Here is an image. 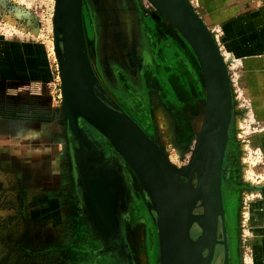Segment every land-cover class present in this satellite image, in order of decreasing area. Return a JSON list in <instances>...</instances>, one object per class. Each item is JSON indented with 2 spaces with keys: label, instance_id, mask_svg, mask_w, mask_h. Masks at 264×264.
<instances>
[{
  "label": "rangeland",
  "instance_id": "rangeland-1",
  "mask_svg": "<svg viewBox=\"0 0 264 264\" xmlns=\"http://www.w3.org/2000/svg\"><path fill=\"white\" fill-rule=\"evenodd\" d=\"M188 2L222 55L234 106L220 175L221 244L212 264H254L253 245L264 244V220L252 216L264 193V0ZM54 16V0H0V264H70L73 257L110 264L94 257L97 245L77 222L63 145L71 130L59 117L63 89ZM83 25L97 98L136 124L173 168L184 169L195 148L193 123L204 113L206 90L198 61L183 37L147 0H83ZM118 32L125 33L129 46L131 33L141 36L128 61L146 51L158 67L154 78V69L144 71L147 82H141L140 92L125 89L124 104L108 87L106 77L113 80L117 74L103 59L119 52L112 46ZM126 106L135 110V118ZM157 108L172 116L171 133L158 130ZM114 154L126 169L136 210L123 225L130 264H160L159 223L152 202L157 187L151 182L148 192L130 164ZM178 184L186 187L188 180L181 178ZM199 231L195 225L191 228L193 240ZM112 262L117 264L115 256Z\"/></svg>",
  "mask_w": 264,
  "mask_h": 264
},
{
  "label": "water",
  "instance_id": "water-1",
  "mask_svg": "<svg viewBox=\"0 0 264 264\" xmlns=\"http://www.w3.org/2000/svg\"><path fill=\"white\" fill-rule=\"evenodd\" d=\"M147 1L164 18L169 19L175 29L188 37L205 68L206 79H203L205 90L207 89V107L201 134L195 140L191 164L188 163L182 170L173 168L136 124L102 103L95 95L93 86L96 78L84 46L83 0H61L60 5L55 8V46L59 67L66 71L69 88L74 93V97L68 96L70 113L66 124L75 137L80 139L82 134L79 122L85 121L110 142L116 154L130 164L148 192L151 182L155 183L157 194L152 202L159 216L161 264H212L215 250L221 244L218 232L223 210L217 179L225 133L230 121V82L220 51L217 50L218 46H215L207 34L209 30L188 0ZM63 71L60 70L61 77ZM221 170L222 166L220 175ZM168 175L173 179L166 178ZM181 178L188 180L186 187L179 186ZM94 182L95 180H89L93 199L87 196L84 199L93 221L99 231L104 233L107 229L99 220L92 203H97L107 220L112 215V203L108 206L106 216L99 206V200L95 199L97 190ZM191 185L193 188L189 191ZM108 188L109 186L106 187V192L111 202ZM195 224L201 233L193 240L190 230Z\"/></svg>",
  "mask_w": 264,
  "mask_h": 264
},
{
  "label": "flooded vegetation",
  "instance_id": "flooded-vegetation-1",
  "mask_svg": "<svg viewBox=\"0 0 264 264\" xmlns=\"http://www.w3.org/2000/svg\"><path fill=\"white\" fill-rule=\"evenodd\" d=\"M141 35L144 38L145 35L143 33ZM123 37L125 38L124 40ZM140 37L141 36L137 33H131L132 44L129 46L125 43V40H127L125 33H116L115 43H113L112 46L119 50V52H114L110 60L106 58L107 55L103 57V59L105 58L106 63L109 64L110 69H115L114 73L117 75L112 76L113 80L111 79V77H106V79L111 93L122 104H124L122 100L125 89L140 92L142 88L141 84L143 83V81L147 82L144 71L146 69H149V65L147 63L152 62V57H150L145 51L140 56V58L138 56L135 61H128L126 59L128 54L132 53V51L136 49L137 45L142 42L139 41V39L141 40ZM96 40L98 39L95 38V49ZM121 45L122 47H120ZM120 57H122V60L120 59ZM149 82L151 83V77L149 79ZM126 108L129 111V115H133L132 117L135 118V110H131V108H128L127 106ZM140 119L142 118L140 117ZM79 127L82 131L80 139H78L77 137H75V135L68 131L66 136L64 137L63 142V145H65L69 174L73 183L72 197L74 203L77 204L76 215L79 219L78 220L76 218L77 222L82 223L86 233H88L89 237L97 245L96 252H92V254L95 255V258L101 259L103 257L110 264H113L112 261L115 256L117 264H130V252L128 250V247L126 246L127 240L125 234V226L123 228V225L124 223H130V219L132 218V216H136V210H134L133 204L131 203L133 201L132 197L129 194L130 184L125 174L126 169L122 165V161L114 154L113 150L103 137L99 136V134L95 130L90 128L83 121L79 122ZM145 132L150 134L147 129H145ZM55 157H57V155ZM54 165L56 166V163H54ZM52 174H55L53 170ZM89 179H91V182H93L94 179H96V181L98 179H104L107 180L108 185H111L110 189L114 199L112 208L113 221L111 220L108 222L107 218H104L100 213L101 211L97 209V214L100 216V219H102L108 231V235L106 236L101 233L102 231H99L97 227L93 226L94 223L92 221V218L85 209L84 196L86 194L90 195L87 187L89 186ZM109 180L111 183L108 182ZM91 199H93L92 196ZM110 203L111 202L109 198L108 203H106L107 205L103 204V206H105V209H103V206H101L102 210L106 213V216L108 215L107 212ZM80 207L81 210H79ZM95 207H97V203H95ZM126 208L128 210L125 213ZM216 252L217 248L215 250L214 258L216 256ZM72 259L73 260H71L70 264H91L90 262L78 261L76 260L77 258L74 257Z\"/></svg>",
  "mask_w": 264,
  "mask_h": 264
},
{
  "label": "bare ground",
  "instance_id": "bare-ground-1",
  "mask_svg": "<svg viewBox=\"0 0 264 264\" xmlns=\"http://www.w3.org/2000/svg\"><path fill=\"white\" fill-rule=\"evenodd\" d=\"M55 2V8L60 5V2L61 0H54ZM188 3V2H187ZM189 5V4H188ZM88 16V15H87ZM86 17V16H85ZM166 19V18H165ZM86 23L89 24L90 22V19L89 17H87L86 19ZM166 24L171 28V29H174V25L172 22L169 21V19H166ZM203 24V23H202ZM82 26H83V35H84V25H83V5H82ZM88 26V25H87ZM173 26V27H172ZM204 26V25H203ZM89 27V26H88ZM205 28V27H204ZM179 35H181V37H183V41L186 43L187 45V49L189 51V53L191 55H194L195 59L198 61V65H199V68H200V72L203 73V76H204V79H206V73H205V68L203 66V63L201 61V58L196 50V48L193 46L192 42L188 39L187 36H185V34L183 32H179L177 29H175ZM206 30V29H205ZM207 31V30H206ZM207 34L209 35V37L211 38V40L213 41V43L215 44V46H217L216 42L214 41V38L212 35H210V33L207 31ZM56 44V42H55ZM84 46H85V49L87 51V48H86V44H85V35H84ZM218 50V48H217ZM219 51V50H218ZM57 54V52H56ZM172 54V51L168 52L166 55H171ZM87 56H88V53H87ZM222 56V55H221ZM220 56L221 58V61L224 62L223 58ZM63 60V59H62ZM224 64V63H223ZM90 67H91V63H90ZM60 68V67H59ZM58 68V69H59ZM92 71H93V68L91 67ZM61 71H63V67L60 68ZM94 73V72H93ZM61 76V74H60ZM163 76V75H162ZM63 77V78H62ZM62 77H61V80H62V89H63V100H62V106H61V110H60V114H59V117L63 118L65 121L68 120V116H69V113H70V102L68 100V96L70 95L71 97H74V93L73 91L70 90L69 88V84L67 82V78H66V71L64 70L62 72ZM165 77V76H163ZM63 79H64V84H63ZM162 80V79H161ZM229 104H230V111H229V116H230V120H231V111L233 110V96L230 92V86H229ZM206 107H207V89L205 91V108H204V113L200 115V117L198 118L197 122H194V135H197L196 136V139L197 137L201 134V130H202V127H203V123H204V119H205V113H206ZM189 112V111H188ZM203 117V118H202ZM155 122H156V125H157V128L160 132H166V133H171L173 127H174V121H173V118L170 114L167 113V116L165 114H163L162 110L160 108H157L156 109V113H155ZM229 124H230V121L228 123V127H229ZM176 126V125H175ZM188 133V132H187ZM198 133V134H197ZM182 136V135H181ZM185 139V137H184ZM227 140H228V129L226 130V133H225V139H224V145H223V149H222V152H221V156H220V162H219V172H218V192L220 190V167L222 166L223 164V158H224V154H225V149H226V145H227ZM113 147V146H112ZM195 147V146H194ZM165 160V159H164ZM193 158L191 157L190 161H189V164H191ZM165 162H167L165 160ZM170 164V163H169ZM171 165V164H170ZM176 173H179V172H176ZM166 178L168 179H173V178H170L169 175L166 176ZM109 182V181H108ZM94 185L96 187V194H97V197H95V199H98L99 200V204H100V207L103 206V204L105 205L106 203H108L109 201V197H108V194L106 192V187L109 186L107 181L104 180V179H98L96 181L95 179V182H94ZM193 187V186H191ZM110 205V204H109ZM157 214V213H156ZM240 216L242 218L246 217L245 216V213L244 212H241L240 211ZM157 218H158V223H159V216L157 215ZM159 226V224H158ZM194 227V226H193ZM195 227H198L196 224H195ZM199 229V228H198ZM200 230V229H199ZM201 233V231H199ZM199 233V235H200ZM159 234H160V227H159ZM160 264H161V261H160Z\"/></svg>",
  "mask_w": 264,
  "mask_h": 264
},
{
  "label": "crops",
  "instance_id": "crops-1",
  "mask_svg": "<svg viewBox=\"0 0 264 264\" xmlns=\"http://www.w3.org/2000/svg\"><path fill=\"white\" fill-rule=\"evenodd\" d=\"M154 61H155V59H154ZM184 61V60H183ZM184 62H187L186 60L184 61ZM156 63H157V61H156ZM149 66H151V68L149 67V71L151 70V69H154V70H152V71H150V73L151 74H153V78H154V75L157 73V65L156 66H154V62H151L150 63V65ZM153 80V79H152ZM151 80V83H149V87L151 88V89H153L152 88V86H153V81ZM195 85H196V83H195ZM155 89V88H154ZM196 89L198 90V88H197V85H196ZM153 92H155V90L153 91ZM86 123V122H85ZM87 124V123H86ZM88 125V124H87ZM90 128H92L93 130H95L96 132H98L96 129H94L93 127H91L90 125H88ZM81 130V129H80ZM71 132V131H70ZM82 132V131H81ZM72 133V132H71ZM74 135V134H73ZM101 135V134H100ZM103 137V136H102ZM104 138V140L108 143V145L113 149V147L111 146V144H110V142L105 138V137H103ZM264 157V156H263ZM56 160V163H57V161H58V156L56 157V159L54 158V161ZM100 178V177H99ZM89 180H91V179H89ZM95 180V179H94ZM107 181V180H106ZM109 183H111L110 182V180H109ZM88 187V191L90 192V195H91V188H90V184H89V186H87ZM110 187H111V185H109V188H108V190H109V192H110V195H111V213L113 214V211H112V208H113V194H112V192H111V189H110ZM86 194V193H85ZM90 195H88V198H91V196ZM85 196H87V194L85 195ZM261 200L262 201H260V202H258L257 204H254V210H253V214H252V216H253V218L255 217V218H257V220L260 218L261 220H264V193H262L261 192ZM84 205H85V207H87L86 206V204H85V199H84ZM92 205H93V207H94V209H95V211H96V213H97V209L99 210V208H98V206L97 207H95V203L93 202L92 203ZM89 211V210H88ZM100 211V210H99ZM101 213V212H100ZM89 214H90V212H89ZM98 215V214H97ZM101 215H102V213H101ZM90 216H91V214H90ZM103 216V215H102ZM112 216L113 215H111V217H110V220H107L108 222L109 221H113V219H112ZM98 217H99V220H101V222L103 223V221H102V219H100V216L98 215ZM91 218H92V216H91ZM109 219V218H108ZM92 220H93V218H92ZM104 224V223H103ZM254 247H255V249L257 250V257H256V260L254 259V261H252V263H254V264H262L263 262H264V244H260V245H257V244H254L253 245ZM259 253V254H258Z\"/></svg>",
  "mask_w": 264,
  "mask_h": 264
}]
</instances>
